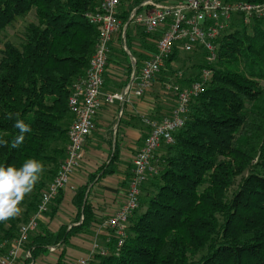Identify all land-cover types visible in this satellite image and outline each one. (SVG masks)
<instances>
[{
    "label": "trees",
    "instance_id": "16d2710c",
    "mask_svg": "<svg viewBox=\"0 0 264 264\" xmlns=\"http://www.w3.org/2000/svg\"><path fill=\"white\" fill-rule=\"evenodd\" d=\"M101 2L0 0V140L8 141L0 143V166L19 168L28 159L44 165L39 182L19 205L24 211L0 222V243L16 239L65 157L72 122L68 99L87 70L98 38L86 17ZM136 4L121 2L127 7L117 17L120 30ZM18 24L20 29L7 39ZM161 33L142 36L156 44ZM125 37L131 49L127 33ZM217 45L210 80L190 103L173 144L162 146L164 157L158 160L156 175L141 188L124 244L115 255L111 238L110 256L96 257L100 264H264V90L259 85L264 82V19L248 24L236 19ZM177 51L163 68L171 67ZM17 119L31 131L13 148L20 135L14 127ZM100 172L104 176L114 170L108 166ZM84 193L80 190L74 199L83 216L80 226L56 234L37 232L30 238L27 248L33 249V262L48 247L66 244L94 227ZM60 200L61 193L50 210L55 212Z\"/></svg>",
    "mask_w": 264,
    "mask_h": 264
},
{
    "label": "built area",
    "instance_id": "2783aa9c",
    "mask_svg": "<svg viewBox=\"0 0 264 264\" xmlns=\"http://www.w3.org/2000/svg\"><path fill=\"white\" fill-rule=\"evenodd\" d=\"M121 1L102 0L95 12L86 17L89 25L96 28L98 38L87 70L74 83L68 99L72 122L67 130L65 157L53 180L40 194L36 210L26 223L19 226L16 239L11 243H0V264H22L23 261L34 264L33 249L27 248L29 240L37 233L41 218L48 214L54 200L80 167L84 143L94 130V116L103 103L119 101L124 104L131 97L143 98L174 49L186 54L202 50L206 55V63L212 65L217 59V41L236 19L243 24L264 19V4L225 3L222 0H183L175 4L156 5L151 14L132 12L128 21L141 26L146 34L162 33L156 41L155 53L142 64L137 74L130 75L125 87L118 93L103 96V76L108 65L110 46L121 31L117 19ZM210 77L211 71L203 70L199 78L185 88L165 85V89L174 97L175 106L168 116L159 121L143 120L149 131L132 160L122 206L103 223L110 239L103 246L94 243L87 257L71 264H90L97 256L109 257L111 238L116 242L114 254L117 255L127 238L128 222L139 208L141 188L151 176L156 175L153 166L155 153L163 145L171 144L174 134L184 127L190 103L202 93ZM49 251L53 252L54 248Z\"/></svg>",
    "mask_w": 264,
    "mask_h": 264
},
{
    "label": "crops",
    "instance_id": "0c3cea01",
    "mask_svg": "<svg viewBox=\"0 0 264 264\" xmlns=\"http://www.w3.org/2000/svg\"><path fill=\"white\" fill-rule=\"evenodd\" d=\"M123 1L125 5L137 2L132 12L151 14L156 5L175 4L183 0ZM126 7L120 6L117 17H120ZM118 21L120 23V19ZM130 26L132 29L129 31ZM126 33L131 49L125 43ZM143 33L145 31L141 26L127 20L120 33L113 38L109 62L103 76V96L120 92L128 77L133 73L137 74L142 64L155 53V44L144 38ZM132 39H135V43ZM166 84L169 83L161 81L158 76L149 92L141 99L131 97L124 104L119 101L103 103L94 116V130L84 143L80 167L62 191L55 212L49 210L41 218L37 232L42 235L56 234L61 228L68 232L71 228L80 226L83 221L82 212L79 213L74 206V199L80 190H85L83 202L89 206L96 224L71 237L66 244L59 243L48 247L47 252L39 256L34 264H58L60 261L61 264H71L77 259L87 257L94 243L106 245L111 236L103 228V223L122 206L132 160L149 131L143 120L159 121L168 116L175 106L174 97L165 89ZM108 166L112 167L113 173L104 176H101L102 172L98 174L102 167ZM93 176H96L94 180ZM50 248H54V251L50 252Z\"/></svg>",
    "mask_w": 264,
    "mask_h": 264
},
{
    "label": "clouds",
    "instance_id": "9594fccd",
    "mask_svg": "<svg viewBox=\"0 0 264 264\" xmlns=\"http://www.w3.org/2000/svg\"><path fill=\"white\" fill-rule=\"evenodd\" d=\"M8 118H12L11 114ZM14 127L20 133L12 142V147L16 148L24 141L23 134L30 132L31 129L21 119L16 120ZM0 143L6 145L8 141L0 140ZM43 172V163L36 159L26 160L19 168L0 166V222L7 221L20 214L21 208L19 205L25 196L33 191Z\"/></svg>",
    "mask_w": 264,
    "mask_h": 264
},
{
    "label": "rangeland",
    "instance_id": "374dc122",
    "mask_svg": "<svg viewBox=\"0 0 264 264\" xmlns=\"http://www.w3.org/2000/svg\"><path fill=\"white\" fill-rule=\"evenodd\" d=\"M125 3V1H121ZM120 8V6H119ZM118 8V9H119ZM118 11V10H117ZM119 22V21H118ZM20 29V24L15 27V30H9L8 31V37L12 38L17 30ZM132 29V26L129 27V31ZM2 37L0 38V48L2 47ZM133 43H135V39H132ZM137 41V40H136ZM206 55L202 53L200 50L193 52V53H182V52H176L175 57L173 59V65L171 67H168L167 69L162 68L159 75L160 80L164 82H168L169 85H177L180 86L181 83H185L187 81H195L199 78L201 75V71L203 70H209L212 65H208L206 63ZM201 69V70H200ZM260 87L264 90V82H259ZM185 87V86H184ZM173 141L171 144L172 145ZM164 149L161 147L160 150L155 153L153 158V166L156 170L158 169V160H161L164 157ZM24 209L21 210L23 212ZM20 212V213H21ZM103 246V245H102ZM101 259L94 258L91 260L90 264H100Z\"/></svg>",
    "mask_w": 264,
    "mask_h": 264
}]
</instances>
